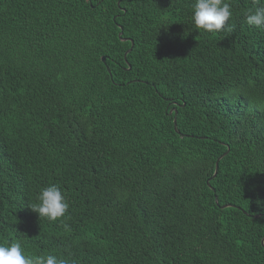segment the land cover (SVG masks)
<instances>
[{"label": "trees", "instance_id": "obj_1", "mask_svg": "<svg viewBox=\"0 0 264 264\" xmlns=\"http://www.w3.org/2000/svg\"><path fill=\"white\" fill-rule=\"evenodd\" d=\"M228 2L208 33L194 0H0V242L69 264H264V27L255 0ZM51 184L56 221L28 206Z\"/></svg>", "mask_w": 264, "mask_h": 264}, {"label": "clouds", "instance_id": "obj_2", "mask_svg": "<svg viewBox=\"0 0 264 264\" xmlns=\"http://www.w3.org/2000/svg\"><path fill=\"white\" fill-rule=\"evenodd\" d=\"M258 7L248 11L246 23L252 26L264 27V3L255 0ZM233 16L232 6L228 0H194L191 19L196 29H203L208 33L220 32L228 26ZM40 218L56 221L67 212L69 204L66 197L56 184L41 188L36 202L28 205ZM23 242L17 238L0 242V264H69L66 259L56 255L37 254L25 255Z\"/></svg>", "mask_w": 264, "mask_h": 264}, {"label": "water", "instance_id": "obj_3", "mask_svg": "<svg viewBox=\"0 0 264 264\" xmlns=\"http://www.w3.org/2000/svg\"><path fill=\"white\" fill-rule=\"evenodd\" d=\"M120 35H121V33H120ZM122 41H126V39H121ZM131 42V47L125 52V54H124V59H126V55L132 50V48H133V41H130ZM101 60L103 61V62H105V58L104 57H102L101 58ZM108 70V69H107ZM128 70H130V66H128ZM108 72H109V70H108ZM169 113H171V111L169 112ZM175 115H176V112H175ZM176 126V122H175V118H174V127ZM217 168H218V164H217V162H216V164H215V173H214V175L213 176H215L216 175V172H217ZM215 202H216V204H218L217 203V199H215ZM231 205H223L222 206V208H227V207H230ZM254 217H257V216H254ZM261 244L264 246V237L262 238V240H261Z\"/></svg>", "mask_w": 264, "mask_h": 264}]
</instances>
